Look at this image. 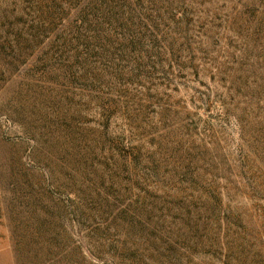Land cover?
<instances>
[{
  "label": "rangeland",
  "instance_id": "374dc122",
  "mask_svg": "<svg viewBox=\"0 0 264 264\" xmlns=\"http://www.w3.org/2000/svg\"><path fill=\"white\" fill-rule=\"evenodd\" d=\"M1 238L264 264V0H0Z\"/></svg>",
  "mask_w": 264,
  "mask_h": 264
},
{
  "label": "crops",
  "instance_id": "0c3cea01",
  "mask_svg": "<svg viewBox=\"0 0 264 264\" xmlns=\"http://www.w3.org/2000/svg\"><path fill=\"white\" fill-rule=\"evenodd\" d=\"M0 245V264H13L10 250L6 248L5 240L3 238Z\"/></svg>",
  "mask_w": 264,
  "mask_h": 264
}]
</instances>
